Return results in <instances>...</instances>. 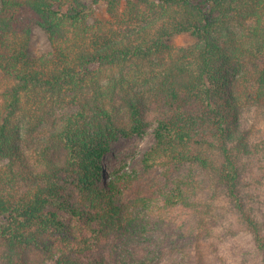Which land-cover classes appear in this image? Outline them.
Wrapping results in <instances>:
<instances>
[{
  "label": "trees",
  "instance_id": "trees-1",
  "mask_svg": "<svg viewBox=\"0 0 264 264\" xmlns=\"http://www.w3.org/2000/svg\"><path fill=\"white\" fill-rule=\"evenodd\" d=\"M92 6L106 17L89 24L80 0H0V264H150L136 248L153 208L190 211L197 250L218 196L264 253L241 190L243 112L264 109V0ZM34 26L52 49L38 59ZM152 120L140 164L172 188L124 200V176L103 182L100 162Z\"/></svg>",
  "mask_w": 264,
  "mask_h": 264
},
{
  "label": "rangeland",
  "instance_id": "rangeland-1",
  "mask_svg": "<svg viewBox=\"0 0 264 264\" xmlns=\"http://www.w3.org/2000/svg\"><path fill=\"white\" fill-rule=\"evenodd\" d=\"M80 1L89 9V24L106 17L103 6L93 7L92 0ZM176 43L183 45L185 42L177 39ZM51 51L46 34L39 27H32L29 57L38 59ZM66 111L61 110L57 115ZM154 126L152 120L144 135L117 140L100 162L103 182L124 176V183L130 188L126 190L124 200L133 197L136 189H142L145 195H161L172 188V181L166 180L162 169L146 174L140 164L153 142ZM242 127L246 131L248 151L242 154L241 190L247 208L256 216L264 235V109L250 108L243 112ZM195 173L193 178L201 177L199 172ZM199 186H196L199 188L198 199L208 205L209 186L205 183ZM190 213L177 208L161 211L153 208L144 220L148 222L149 234L140 239L136 248L138 256L150 258V264H264V253L245 229L242 219L221 196L214 198L211 218L206 225L207 233L202 231L204 239L199 242L197 250L188 232L192 229Z\"/></svg>",
  "mask_w": 264,
  "mask_h": 264
}]
</instances>
